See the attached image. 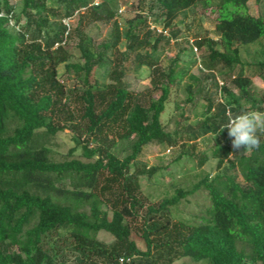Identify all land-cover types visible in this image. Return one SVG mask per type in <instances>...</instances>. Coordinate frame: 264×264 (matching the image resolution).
I'll list each match as a JSON object with an SVG mask.
<instances>
[{
  "label": "trees",
  "instance_id": "16d2710c",
  "mask_svg": "<svg viewBox=\"0 0 264 264\" xmlns=\"http://www.w3.org/2000/svg\"><path fill=\"white\" fill-rule=\"evenodd\" d=\"M94 1L0 0V264H120L122 256L135 264H264V123L255 120L264 97L246 71L264 75V47L252 62L241 54L264 38V0H255L260 16L251 0H220L216 36L206 30L193 39L180 38L177 19L200 0H125L132 14L124 27L119 0ZM67 17L77 18L70 30ZM97 22L112 29L96 44ZM172 42L178 50L163 65ZM105 65L109 81L101 82ZM145 66L150 82L134 88L127 75ZM174 92L183 121L167 130ZM201 99L199 119L188 122ZM63 131L75 145L60 160L52 146ZM209 134L215 145L200 148ZM124 141L132 151L121 156ZM151 145L178 148L172 162L187 157L202 168L214 159L216 172L154 201L142 180L154 182L170 163L144 161ZM78 149L87 160L72 157ZM200 189L210 200L202 214L176 215Z\"/></svg>",
  "mask_w": 264,
  "mask_h": 264
},
{
  "label": "rangeland",
  "instance_id": "374dc122",
  "mask_svg": "<svg viewBox=\"0 0 264 264\" xmlns=\"http://www.w3.org/2000/svg\"><path fill=\"white\" fill-rule=\"evenodd\" d=\"M220 0H200L197 6L196 12L193 14L191 11L183 12L180 17L177 19V26L181 28L180 38H190L193 39L196 34L198 36L204 35L206 30L210 31V35L216 36L214 29L216 23L221 18V11L219 6ZM131 0H129V3ZM129 3H125V0H119V9L123 10V13H120L116 16V18L121 21V27H124L126 24V16L132 14V11L129 10ZM249 11L257 16L262 14V6L257 3L255 0H251L249 2ZM77 18H73V22L76 23ZM112 25L107 22H97L93 28L92 33L95 36V43L102 41L104 38L108 37L111 32ZM125 43L121 44V47L124 48ZM264 47V38L258 40L253 43L243 44L241 46V54L244 62H252L254 60H258L259 58H263L262 49ZM70 50L74 52L73 45L70 46ZM178 50V46L172 42V45L165 51L164 55L161 58V64L165 65L168 63V58L174 56ZM202 51L198 50L196 56H201ZM186 60L187 57L185 58ZM202 63L201 57L198 59V63L196 65H192L190 69L184 74L182 78V86L178 92V99L182 100L186 94L184 91L185 86L189 82V74L190 73H198L199 66ZM181 66H184V63H181ZM247 74L251 75L253 78L252 92L256 94L258 97H264V75L257 74L252 72L251 68L246 66ZM128 68H133V62H128ZM239 68L236 67L234 72ZM63 68H61L62 70ZM110 69V65H105L101 67L97 76L101 82H108V71ZM226 72V69L223 70ZM218 76L221 78V72L217 71ZM236 73V72H235ZM234 73V74H235ZM234 76V75H233ZM127 79L130 80L132 86L134 88H141L145 85H148L150 82V68L143 67L137 73L133 71H129L127 75ZM222 79V78H221ZM223 80V79H222ZM228 85H231L228 82ZM175 92L173 93L172 100L168 104L167 109L163 115V120L166 123L167 130H174L181 121H183V117L180 114L181 107L179 106V102H175ZM179 106V107H178ZM182 106V104H181ZM202 109V99L200 103L193 108V110L186 112L188 115V122H196L199 119L198 112ZM255 120L258 124L264 123V112H256ZM216 143V136L214 134L207 135L203 140L199 141L200 148H211ZM75 145V142L72 139V133L70 131H63L57 134L55 139L53 140V155L56 159H65L68 157V152L72 146ZM132 144L129 141H124L119 145L118 151L121 156L126 155L128 152L132 151ZM81 150L78 149L72 157H78L83 160H87L82 156ZM179 154L178 148H166L161 146H147L144 151L143 160L148 161L150 165L154 164H163L167 165L170 163V169H166L161 173H158L154 177V182H149L145 177L142 180V187L149 195V197L157 201L167 195H172L174 190V184L178 186H186L190 187L193 182L200 179L205 173L211 172L212 175L215 174L216 170L214 169L215 160L211 159L208 163L202 168L198 167L196 161H192L191 159L184 157L180 161L172 162L173 157ZM172 162V163H171ZM210 204V200L208 197V191L205 189H200L198 192L189 196L187 200H184L182 204L178 206V208L173 211L176 215L186 216V217H195V215L200 216L208 205ZM197 217H195L196 219ZM100 238L105 241H112L114 236L108 232L101 231ZM173 264H201L196 263L195 261L189 258H183L179 261H176Z\"/></svg>",
  "mask_w": 264,
  "mask_h": 264
},
{
  "label": "built area",
  "instance_id": "2783aa9c",
  "mask_svg": "<svg viewBox=\"0 0 264 264\" xmlns=\"http://www.w3.org/2000/svg\"><path fill=\"white\" fill-rule=\"evenodd\" d=\"M94 3L95 4H99V0H95ZM83 9H85V8H83ZM120 12H122V9H120ZM73 18L74 17H67V18H65L63 20L64 23L68 26V30L71 29V22L73 21ZM154 26L155 25L153 24L152 27H154ZM158 31L159 32H164V33L168 34V31L167 30H163L161 27H158ZM119 261H120V264H135L133 262V258L131 256H126V257L125 256H122Z\"/></svg>",
  "mask_w": 264,
  "mask_h": 264
},
{
  "label": "clouds",
  "instance_id": "9594fccd",
  "mask_svg": "<svg viewBox=\"0 0 264 264\" xmlns=\"http://www.w3.org/2000/svg\"><path fill=\"white\" fill-rule=\"evenodd\" d=\"M95 2V1H94ZM99 2H100V0H99ZM119 11H120V9H119ZM123 11V10H122Z\"/></svg>",
  "mask_w": 264,
  "mask_h": 264
}]
</instances>
